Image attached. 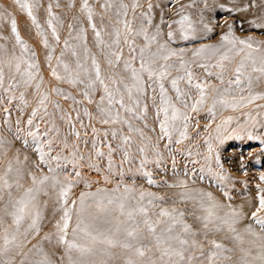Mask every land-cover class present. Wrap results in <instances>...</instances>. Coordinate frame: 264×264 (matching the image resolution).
I'll return each mask as SVG.
<instances>
[{
  "label": "snow or ice",
  "instance_id": "snow-or-ice-1",
  "mask_svg": "<svg viewBox=\"0 0 264 264\" xmlns=\"http://www.w3.org/2000/svg\"><path fill=\"white\" fill-rule=\"evenodd\" d=\"M14 3L45 51L5 0L0 264H264V172L220 151L264 152V0H70L59 55L53 5L54 45Z\"/></svg>",
  "mask_w": 264,
  "mask_h": 264
},
{
  "label": "bare ground",
  "instance_id": "bare-ground-1",
  "mask_svg": "<svg viewBox=\"0 0 264 264\" xmlns=\"http://www.w3.org/2000/svg\"><path fill=\"white\" fill-rule=\"evenodd\" d=\"M80 0H76L77 7L79 6ZM210 2H226V0H210ZM223 15H227L226 13L217 14V18L222 17ZM248 15H251L249 13ZM243 17H238V19H242ZM247 24L244 25V28L247 29ZM239 34V32H238ZM247 34V33H245ZM264 38V37H259ZM91 40V35H90ZM253 108L255 106H252ZM248 111V110H245ZM256 111H260L264 114V110L257 109ZM256 111H253V115L255 116ZM225 115H235L240 116V113H231L227 112ZM243 117H241V120ZM259 119V117H258ZM235 125H233L234 127ZM262 146L259 141H249L246 138L244 140H229L225 145H223L220 149L221 151V161L224 163L225 167L233 173V175L237 179H246L251 182L250 186L254 190L255 183L258 182V176L261 172H264V152L261 151ZM203 151V149H202ZM244 157V166L245 168H241L240 158ZM247 171V176L243 175V171ZM205 186H209V181H204ZM214 187V183L211 185ZM78 191V190H77Z\"/></svg>",
  "mask_w": 264,
  "mask_h": 264
},
{
  "label": "rangeland",
  "instance_id": "rangeland-1",
  "mask_svg": "<svg viewBox=\"0 0 264 264\" xmlns=\"http://www.w3.org/2000/svg\"><path fill=\"white\" fill-rule=\"evenodd\" d=\"M42 7L35 12L37 15V18L39 20V23L42 25L43 29L45 30L46 35L48 36L49 43L55 44V41L51 37V31L47 28V14H46V6L48 4L53 5V11L56 15L60 16L61 19L64 21V27L59 29L60 37H61V45L57 46V52L56 54L59 55L60 49L63 44V40L67 38V24L71 22L72 16L74 14L73 9L66 8L65 5H67L70 0H39ZM56 3H59L61 5L60 8H56ZM8 9L10 12H12L13 17L18 20V29L21 33V37L26 40V42L29 43L30 47L39 52L41 56L43 55V52L45 51L43 49L41 41V37L37 36L35 34V28L31 25L30 20L28 19L26 13L22 12L19 7L14 3V0H7ZM5 6V0H0V10ZM76 15H79L78 12L75 13ZM0 32H3V34L8 35V25L0 24ZM91 32H89V39H90ZM5 41H0V44H5ZM12 41H7V46L11 47Z\"/></svg>",
  "mask_w": 264,
  "mask_h": 264
}]
</instances>
